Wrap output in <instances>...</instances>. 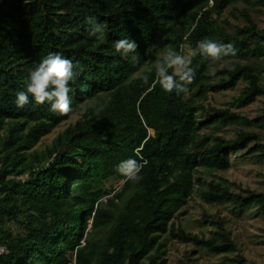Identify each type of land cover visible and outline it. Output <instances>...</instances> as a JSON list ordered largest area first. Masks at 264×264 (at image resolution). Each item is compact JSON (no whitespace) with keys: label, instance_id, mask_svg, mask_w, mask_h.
Wrapping results in <instances>:
<instances>
[{"label":"trees","instance_id":"16d2710c","mask_svg":"<svg viewBox=\"0 0 264 264\" xmlns=\"http://www.w3.org/2000/svg\"><path fill=\"white\" fill-rule=\"evenodd\" d=\"M240 3L245 23L233 25L226 15L237 18ZM252 10L264 13V0H0V245L8 250L0 264H167L166 236L223 255L225 263H247L227 256L239 249L226 218L205 211L198 222L212 226L207 235L175 221L196 195L209 205L238 213L257 207L264 215V193L236 190L214 175L230 168V156L264 159L257 133L216 134L233 124L264 127V108L250 120L206 105L210 93L234 90L240 81L246 86L239 107L264 97V29ZM89 18L104 26L102 42L88 34ZM205 38L235 46L236 55L225 58L233 70L213 76L198 55L186 94L143 84L145 74L154 78L161 52L195 48ZM119 39L134 40L137 53H117ZM52 53L75 65L70 96L84 113L45 149L32 150L71 117L31 96L24 108L15 102ZM141 157L143 179L126 181L117 165ZM112 180L122 183L119 189ZM191 261L188 255L179 264Z\"/></svg>","mask_w":264,"mask_h":264},{"label":"rangeland","instance_id":"374dc122","mask_svg":"<svg viewBox=\"0 0 264 264\" xmlns=\"http://www.w3.org/2000/svg\"><path fill=\"white\" fill-rule=\"evenodd\" d=\"M244 4L240 3L234 7L236 17L227 13L230 22L233 25L244 24L243 17L240 16L239 11L244 8ZM252 15L261 29H264V13L256 12L252 10ZM233 27H231L232 29ZM163 52L160 53V55ZM221 69L220 66L216 67V72ZM262 83L264 84V75L262 77ZM246 83L240 81L238 86L234 90H228L224 92L210 93L206 105L212 106L217 109H230L232 112H236L246 116L250 120L258 118L264 108V97H259L252 104L239 107L237 104V98L242 94ZM84 103L81 108H86L90 105ZM84 112L82 110L77 111L68 120L62 122L56 127L51 134L45 136L40 140L32 150H43L45 147L52 143V141L71 124L78 122L81 115ZM249 131L257 133L264 144V127L257 125H230L221 131L216 132L217 135L223 136L226 139L235 138L241 131ZM208 132L210 130H207ZM252 147H255L253 144ZM31 150V151H32ZM229 161L231 163L230 168L225 172H215L217 177L228 180L234 189L240 186L242 189H249L257 193H264V159L262 158H249L243 154L238 156H230ZM114 186L119 189L121 182L119 180H112ZM207 211L212 215H220L226 218L227 227L231 231L232 238L237 242L239 251L234 254H228V257L234 258L236 256H243L246 258V264H264V215L258 213L257 207H253L245 212H235L229 206H213L204 203L196 195L193 200L181 211V215L178 220L175 221L176 226H182L184 229L197 234L207 235L213 230L211 225L201 226L199 220L202 219L204 212ZM15 233L17 229L14 226L11 227ZM167 237L166 248L164 258L167 264H179L185 260L189 255L191 258V264H228L224 262L223 255H211L204 249L196 248L191 244H183L178 241H174ZM166 237H164L166 239Z\"/></svg>","mask_w":264,"mask_h":264},{"label":"clouds","instance_id":"9594fccd","mask_svg":"<svg viewBox=\"0 0 264 264\" xmlns=\"http://www.w3.org/2000/svg\"><path fill=\"white\" fill-rule=\"evenodd\" d=\"M31 0H24L28 4ZM88 34L95 37L97 41L105 39L104 26L96 21L95 18H89ZM188 40V36L184 37ZM117 53L123 57L137 53L138 45L134 40L119 39L114 42ZM236 48L232 43H222L205 38L197 42L196 47L184 44L180 45L179 50L167 49L155 60L152 73L145 74L142 78L143 84L154 88L156 85L166 93H175L176 95L186 94L188 86L191 85L196 77L195 70L192 68V60L196 56H201L204 60L209 61L208 70L211 75H216V64L220 63L221 68L233 70L225 61L226 57L235 56ZM132 60L139 62V55H132ZM75 65L72 60L64 57L59 53H52L44 57L30 73L29 82L26 91H19L16 96V105L18 108H24L30 103L29 97L37 105L49 104L51 111L62 116L70 117L76 112L73 107L70 96V82L74 79ZM103 111L102 107L96 109L97 115ZM147 161L140 159L128 158L121 161L117 167V172L126 180L133 183H139L143 177L141 172Z\"/></svg>","mask_w":264,"mask_h":264},{"label":"built area","instance_id":"2783aa9c","mask_svg":"<svg viewBox=\"0 0 264 264\" xmlns=\"http://www.w3.org/2000/svg\"><path fill=\"white\" fill-rule=\"evenodd\" d=\"M7 252V248L3 245H0V256L7 254Z\"/></svg>","mask_w":264,"mask_h":264}]
</instances>
